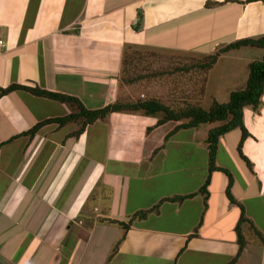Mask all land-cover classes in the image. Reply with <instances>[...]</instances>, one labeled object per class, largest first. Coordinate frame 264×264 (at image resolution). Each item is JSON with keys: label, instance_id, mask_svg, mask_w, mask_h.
I'll return each instance as SVG.
<instances>
[{"label": "crops", "instance_id": "0c3cea01", "mask_svg": "<svg viewBox=\"0 0 264 264\" xmlns=\"http://www.w3.org/2000/svg\"><path fill=\"white\" fill-rule=\"evenodd\" d=\"M261 36L262 0H0V264H264V94L259 113L244 109L240 151L241 131L220 138L222 171L209 169V124L166 141L181 122L112 113L77 136L78 123L51 121L68 104L1 94L38 88L95 110L119 99L128 46L194 64ZM261 52L230 50L187 75L204 99L213 76L245 85Z\"/></svg>", "mask_w": 264, "mask_h": 264}, {"label": "trees", "instance_id": "16d2710c", "mask_svg": "<svg viewBox=\"0 0 264 264\" xmlns=\"http://www.w3.org/2000/svg\"><path fill=\"white\" fill-rule=\"evenodd\" d=\"M141 24L142 14L139 13L138 22L134 28L139 30L141 28ZM242 47L264 48V36L256 39H242L231 43L230 45L219 49L214 54L206 56V62L199 63L198 61V63L188 65L181 70L184 73H188L190 70H196L197 72L204 73L216 63L221 54ZM132 48L134 47L128 46L123 52L120 74L125 71V68L127 69V67H130L132 64V59L130 58L129 53ZM125 81L129 82L127 79H125ZM15 88L26 90L38 97H44L60 103L68 104L71 108V113L63 117L52 119L51 121L59 124L60 126L68 123H78L79 129L75 133L77 136H79V134H81L88 125H92L97 121H104L112 113H139L145 116L157 117L158 120L156 126L172 121L181 122L180 125L176 126L175 129L166 136V141L174 132L181 129H191L200 125L209 124L211 125V128L208 130L206 138L210 166L209 169L210 171H222L223 169L215 167V158L220 138L235 129H240L242 132L239 144L240 151L242 142L249 135L243 122L244 109L250 108L254 112L259 113L262 107V96L264 94V57L261 60L250 63L248 77L243 89L231 92L228 101L225 103H220L214 100L207 109L193 104L188 105L183 109L173 110L162 104L157 99L148 98L137 99L127 103H122L117 100L116 102L108 104L102 108L89 110L78 98L74 96L50 92L38 88L32 89L16 86L2 90L1 94H5L9 90ZM34 132L35 128H33L28 134L33 135ZM202 192L205 194L207 193L205 186L202 188ZM120 225L124 226L122 223Z\"/></svg>", "mask_w": 264, "mask_h": 264}, {"label": "rangeland", "instance_id": "374dc122", "mask_svg": "<svg viewBox=\"0 0 264 264\" xmlns=\"http://www.w3.org/2000/svg\"><path fill=\"white\" fill-rule=\"evenodd\" d=\"M257 49H260V52L262 51L261 54L263 53L264 55V48ZM129 53L132 64L130 67H127V69L125 68V71L122 72L119 77L118 100L122 103L135 101L137 99L154 98L173 110L183 109L193 104L207 109L214 101L212 96L216 92V89L222 90L223 87H226V91L228 88L231 87L232 89L235 86V83L233 85L221 82L216 83L217 79L213 76L209 85L210 87L207 89L208 95L203 99V81L198 78L197 75H187L188 73H184L181 70L192 64V60L189 57L140 47L132 48ZM205 59L206 58L203 57L197 61H199V63L206 62ZM125 79L129 82H126ZM244 86L243 83L235 86L234 89L240 90L243 89ZM227 101L228 97L218 102L225 103ZM235 131V133H239L240 129H236ZM233 138L234 134L229 136L228 143L231 142ZM199 144L203 146L205 143L200 139Z\"/></svg>", "mask_w": 264, "mask_h": 264}, {"label": "built area", "instance_id": "2783aa9c", "mask_svg": "<svg viewBox=\"0 0 264 264\" xmlns=\"http://www.w3.org/2000/svg\"><path fill=\"white\" fill-rule=\"evenodd\" d=\"M0 44L2 45V41H0Z\"/></svg>", "mask_w": 264, "mask_h": 264}]
</instances>
